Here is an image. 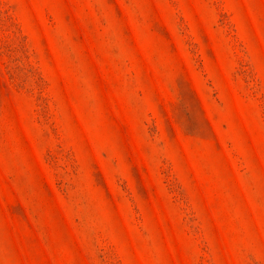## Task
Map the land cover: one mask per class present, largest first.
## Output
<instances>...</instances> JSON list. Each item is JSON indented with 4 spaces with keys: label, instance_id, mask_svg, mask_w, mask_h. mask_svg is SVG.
I'll use <instances>...</instances> for the list:
<instances>
[{
    "label": "rangeland",
    "instance_id": "374dc122",
    "mask_svg": "<svg viewBox=\"0 0 264 264\" xmlns=\"http://www.w3.org/2000/svg\"><path fill=\"white\" fill-rule=\"evenodd\" d=\"M0 264H264V0H0Z\"/></svg>",
    "mask_w": 264,
    "mask_h": 264
}]
</instances>
